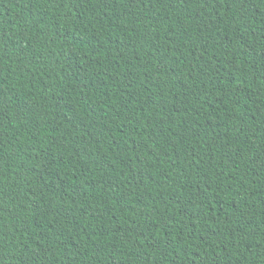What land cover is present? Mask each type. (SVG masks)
<instances>
[{"label":"trees","instance_id":"16d2710c","mask_svg":"<svg viewBox=\"0 0 264 264\" xmlns=\"http://www.w3.org/2000/svg\"><path fill=\"white\" fill-rule=\"evenodd\" d=\"M0 264H264V0H0Z\"/></svg>","mask_w":264,"mask_h":264}]
</instances>
